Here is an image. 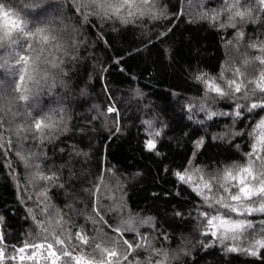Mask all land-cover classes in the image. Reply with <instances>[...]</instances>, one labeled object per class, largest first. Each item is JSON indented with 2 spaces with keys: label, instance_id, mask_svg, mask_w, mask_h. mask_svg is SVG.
Returning <instances> with one entry per match:
<instances>
[{
  "label": "trees",
  "instance_id": "16d2710c",
  "mask_svg": "<svg viewBox=\"0 0 264 264\" xmlns=\"http://www.w3.org/2000/svg\"><path fill=\"white\" fill-rule=\"evenodd\" d=\"M7 2L30 26L49 27L62 47L43 54L59 67L40 63L27 102L17 99L15 77L0 69V235L6 256L17 257L14 248L26 241L41 242L43 228L66 241L81 229L96 242L101 233L113 236L93 222V207H99L113 226L129 221L125 227L135 231H126L124 238L144 244L124 264H264V250L255 256L245 251L264 238L259 223L264 214L247 216L255 228L221 242L204 234L201 212L215 210L193 191L200 175L195 169L214 174L246 162L254 143L249 133L264 117L259 109H241L235 117L236 103L250 104L256 97H219L197 79L218 78L224 69L229 79L235 67L247 79L258 73L257 63L243 65L245 58L260 54L249 45L264 43V9L256 0H241V10L250 9L251 15L244 21L237 17L236 27L225 0H150L149 5L134 0L133 16L127 8L119 16L91 6L77 11L85 0H44L50 5L44 15L59 18L52 24L37 21L35 9L29 15L22 8L33 0ZM0 55L8 58L2 49ZM45 71L47 79H41ZM51 106L56 109L50 111ZM110 106L118 115L107 111ZM202 106L218 115L207 119ZM45 115L56 125L44 130L47 139L32 128L33 119ZM155 132L160 133L156 151H148L145 143ZM200 139L204 144L197 149ZM184 170L191 184L175 175ZM53 174L54 182L40 179ZM97 185L101 191L93 195ZM59 217L66 221L63 227ZM233 246L239 250L228 251ZM68 250L80 254L71 244Z\"/></svg>",
  "mask_w": 264,
  "mask_h": 264
},
{
  "label": "snow or ice",
  "instance_id": "6c2138e0",
  "mask_svg": "<svg viewBox=\"0 0 264 264\" xmlns=\"http://www.w3.org/2000/svg\"><path fill=\"white\" fill-rule=\"evenodd\" d=\"M144 5H149L150 0H141ZM262 9H264V0H256ZM134 5V0H119L117 3L111 0H85L77 11H83L89 6L99 8L107 14L109 11L112 14L119 16L120 11L124 8L128 10V16H133L134 12L131 8ZM50 5H46L44 0H33V3H23L22 8L28 9V14L31 15L32 9H35L37 17L47 13ZM243 5L241 0H225V9L230 13L228 19L232 27H236L233 21L238 17L240 21H244L246 17H250L251 10H241ZM140 15L144 12L141 10ZM220 13H217L213 19H217ZM87 19V14H85ZM244 37L243 32L238 33V38ZM35 45V47H34ZM62 45L59 43L57 36L49 27L30 26L28 19L11 3L0 2V49L7 53L8 58L0 55V69H5L10 75L15 77V91L19 93L17 99L22 102L29 100L28 88L29 82L38 83L35 79L39 72V65L41 62L50 63L53 68L59 67L54 61H49L43 54L50 48L59 50ZM249 47L259 52V55L252 57L251 60L245 58L243 65L247 67L253 62L260 66L258 73L253 78L247 79L246 72L242 71L240 67L231 69V78L225 79L224 73L229 71L224 69L218 78H205L204 76L197 77L201 80L208 92H213L219 97H231L235 100L245 99L249 100L251 97H256L250 104L242 105L236 103L232 115L235 117L241 116V109H246L247 112L252 113L259 109L264 111V43L259 45L252 44ZM9 59L13 61L9 64ZM48 73L45 71L41 79H47ZM218 81H221L222 84ZM240 93V96H236ZM259 94V95H258ZM206 111L207 119L211 120L218 113L214 111ZM109 113L118 115L115 106L108 107ZM191 111V108H189ZM227 113H220L226 115ZM259 115V113H257ZM149 127L151 122L146 121ZM55 122L51 116H43L42 118H34L32 121V128L42 134L45 129L54 128ZM159 132L152 134V138L147 140L145 147L148 151H156V139ZM249 135L253 136L254 143L251 150L247 152L246 162L243 164L233 163L226 165L223 169L218 170L214 174H205L202 169H195L200 173L198 182L193 186V191L202 198L208 209H214V214L204 211L201 216L205 220V235H211L223 242L225 239H238L248 229L255 228L253 221L246 219L247 216H252L255 213L264 214V117H261L254 125L253 130ZM204 140L200 139L196 142V148L203 147ZM3 145H0L2 147ZM159 154V153H157ZM177 178L183 183H192V176L188 174L187 170L178 171L175 173ZM40 179L46 181H55L58 179L54 174L52 176L41 175ZM101 179V183H102ZM101 188L96 186L93 195L100 193ZM40 195L46 197L45 192ZM94 218L93 222H99L104 227L108 228L114 235L108 237L103 233L100 234V242H96L97 237H89L83 230L76 231L74 234L69 233L67 241L61 239L55 232H49L47 228H43L41 235V242L26 241L23 246L14 248L18 253H25L27 249H32V255L27 256V259L32 260L37 256L41 250H46L47 255L43 258L48 260L50 264H124L128 261V256L132 251L144 247V244L130 241L124 238L126 231H135L129 225V221H122L121 225L113 226L102 215V210L99 207H93ZM236 217L244 218H233ZM179 215V213H177ZM142 221L143 223H149ZM57 223L63 227L66 221L63 217H59ZM264 225V220L259 222ZM123 229V230H122ZM99 231V230H98ZM264 232V228L261 229ZM47 233V235H44ZM137 235H140L137 233ZM73 240L75 243H73ZM140 240L146 241L147 238L140 235ZM149 246H150V242ZM69 244L74 250L79 251V255H73L72 251L68 250ZM0 264H11V261L17 259L16 256H6L5 249L7 245L4 243L3 236L0 235ZM85 248H91L92 251L85 252ZM118 248H124V254L118 251ZM257 249L264 250V238L255 241L254 246L250 249H245L249 254L255 256L260 253ZM235 246L229 247L228 251H238ZM94 253H98L101 257L99 261L96 260ZM165 257L167 254L165 253ZM20 261L25 260L24 255L19 256ZM163 264V262H158Z\"/></svg>",
  "mask_w": 264,
  "mask_h": 264
},
{
  "label": "rangeland",
  "instance_id": "374dc122",
  "mask_svg": "<svg viewBox=\"0 0 264 264\" xmlns=\"http://www.w3.org/2000/svg\"><path fill=\"white\" fill-rule=\"evenodd\" d=\"M35 18L37 19V21H46L47 23H50V24L54 23L55 21H57V22L59 21L58 17L51 16V14L48 15V16H45V15H41L39 17L36 16ZM62 25H64V24H62ZM50 108H51V109H49L50 111L56 109L53 106H51ZM32 252H33L32 249H27L26 252L23 253V254L17 253V259H15V264H50V262L48 260L46 261V259L43 258L44 256L47 255L46 250H41L40 252H38L37 256L34 259H32V260L27 259V256L32 255ZM72 252H73V255H79V254L75 253V251H72ZM20 255H24L25 256V260L24 261H20L19 260V256ZM97 261H99V260H97Z\"/></svg>",
  "mask_w": 264,
  "mask_h": 264
}]
</instances>
